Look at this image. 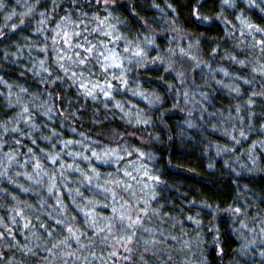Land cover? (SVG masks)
Here are the masks:
<instances>
[{"label": "trees", "instance_id": "1", "mask_svg": "<svg viewBox=\"0 0 264 264\" xmlns=\"http://www.w3.org/2000/svg\"><path fill=\"white\" fill-rule=\"evenodd\" d=\"M261 251L264 0H0V264Z\"/></svg>", "mask_w": 264, "mask_h": 264}, {"label": "rangeland", "instance_id": "2", "mask_svg": "<svg viewBox=\"0 0 264 264\" xmlns=\"http://www.w3.org/2000/svg\"><path fill=\"white\" fill-rule=\"evenodd\" d=\"M107 23H105V25H106ZM106 29V26H105V28H103V30H105ZM69 30H70V28H69V26L67 25V24H62L61 25V27H59L58 29H56L55 31H54V36H56V42H57V44H59V42H61V39L63 38V40L69 45V47L71 46V45H73L74 44V36H72L71 35V33H69ZM65 31H67V32H65ZM79 39H81V38H79ZM151 41V40H150ZM150 41H148L147 43H149L150 44ZM152 45V44H151ZM125 46V45H124ZM130 65V63L129 64H127V66H129ZM120 67L124 70L125 69V64H123V62H121L120 63ZM125 81H127V82H129L127 79L125 80ZM249 85V84H248ZM99 87V86H98ZM99 88H101V87H99ZM122 88H124V86L122 87ZM236 90H232V92L234 93H238L239 92V90L237 89V88H235ZM92 90L94 91L93 93H97V87H92ZM99 91V90H98ZM110 152V153H109ZM125 151H123L122 153H120L117 149H109L108 150V152L107 151H105L104 153H103V156H104V160H106L107 159V157H109V160H111V159H116V160H119L120 161V159H130L131 157L129 156V155H131V154H129V153H126V154H123ZM101 155V154H100ZM100 155L98 156V157H100ZM118 199H120L121 201L123 200V199H121V197L119 196L118 197ZM130 208V207H129ZM128 208V209H129ZM131 209V208H130ZM105 211H107V212H109L110 210H105ZM131 211L134 213L135 212V207H133V209H131ZM117 212V211H116ZM139 212V211H138ZM109 213H114V210H112L111 209V212H109ZM131 214V212L129 213V211H126V210H123V209H121V208H119L118 209V213H117V218H119V219H121V220H124L125 218V215H130ZM145 215H146V213H144ZM130 217H131V215H130ZM137 217V216H136ZM135 217V218H136ZM112 218H114V214H113V216H112ZM105 219H107L106 217H104V220H103V222L106 224V225H113L114 224V221H111V219L108 221H106ZM138 219H139V217H138ZM102 220V219H101ZM125 221H129V219L128 220H125ZM124 221V222H125ZM123 224V222H121L120 223V225H122ZM250 233H254L252 230L250 231ZM111 234H112V236H113V238H114V240L116 241V243H118V245L120 244L122 247H123V249L124 250H126V245H125V243H122V241L118 238V236L116 235V233L114 232V233H112L111 232ZM120 236H122L121 235V233H120ZM119 236V237H120ZM249 238H251L252 240H255V238L254 237H251L250 235H247ZM147 240V238H143V241H146ZM251 244H248V246H250ZM250 248H251V246H250ZM261 253H264V251H261Z\"/></svg>", "mask_w": 264, "mask_h": 264}]
</instances>
